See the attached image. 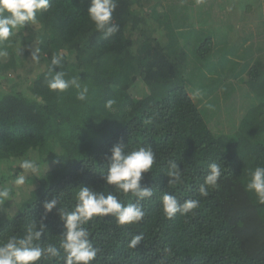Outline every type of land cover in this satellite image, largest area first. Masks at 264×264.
Returning a JSON list of instances; mask_svg holds the SVG:
<instances>
[{
    "label": "trees",
    "instance_id": "16d2710c",
    "mask_svg": "<svg viewBox=\"0 0 264 264\" xmlns=\"http://www.w3.org/2000/svg\"><path fill=\"white\" fill-rule=\"evenodd\" d=\"M88 7L89 0H50L35 23L0 43L8 53L0 56V186L26 178L0 201V242L35 221L46 225L38 243L59 248L65 229L57 209L72 210L80 186L135 203L104 179L112 147L123 143L156 153L141 181L153 195L140 201L138 224L121 226L109 215L84 225L98 249L92 264H264V204L245 190L250 171L264 166V0H118L119 31L107 38ZM202 11L220 18L206 29ZM52 71L79 76L88 101L74 88L50 90ZM24 160L38 172L22 170ZM170 160L182 183L169 185ZM213 162L223 174L204 197L199 185ZM165 192L199 207L168 219ZM54 197L57 207L46 213Z\"/></svg>",
    "mask_w": 264,
    "mask_h": 264
},
{
    "label": "clouds",
    "instance_id": "9594fccd",
    "mask_svg": "<svg viewBox=\"0 0 264 264\" xmlns=\"http://www.w3.org/2000/svg\"><path fill=\"white\" fill-rule=\"evenodd\" d=\"M118 6V0H89L87 15L94 23L95 29L102 32L105 38L119 31V25L112 22L113 13ZM50 0H0V43H11V37L15 36V30L28 23H35L37 13L48 10ZM39 52V49H36ZM6 50H0V56L6 57ZM33 59H38L33 54ZM59 57H53L52 65H58ZM50 90L64 92L70 88L77 90L76 99L87 102L89 89L81 83L79 76L66 78L64 71H52L46 78ZM116 104L115 99L105 102V107L111 109ZM127 145L118 143L111 149V155L107 157L108 168L104 179L108 185H113L116 190L124 194L131 193L136 198L135 203L123 204L118 195L113 191L105 194L104 191H94L90 186L78 187L75 195L76 204L72 210L58 208L60 219L64 223V231L61 234L60 246L54 244L41 245V236L46 231V225L41 222L39 227L33 221L27 226L25 233L20 236L13 234L6 241L0 242V264H38L42 257L48 259L59 258L63 264H92L98 249L90 239V233L84 226L93 217H107L112 215L118 225L138 224L145 211L140 201L153 195V189L142 187L143 173L149 172L156 161V153L152 148L140 146L134 150L126 151ZM169 170L166 175L170 178L169 185L182 183V172L175 160L168 162ZM19 167L24 171L38 172V164L33 160H24ZM220 163H210L203 183L199 185L201 196H208L210 189L219 188V180L222 176ZM250 178L245 185V190L252 192L259 203L264 204V166H257L250 171ZM23 174L15 175L12 185L0 186V201L13 198V186H21L25 183ZM162 210L166 218L172 219L177 213L187 215L199 207V201L187 199L181 203L177 197L169 192L161 197ZM57 198H52L44 204L45 212H51L57 207ZM143 240V234L134 235L129 247L136 246ZM61 251L63 256H61ZM168 254L171 249L164 248ZM163 264V260H162Z\"/></svg>",
    "mask_w": 264,
    "mask_h": 264
},
{
    "label": "rangeland",
    "instance_id": "374dc122",
    "mask_svg": "<svg viewBox=\"0 0 264 264\" xmlns=\"http://www.w3.org/2000/svg\"><path fill=\"white\" fill-rule=\"evenodd\" d=\"M255 2L258 3L257 1H255ZM204 14H205V11H202V13H201V15L203 16L202 24H203V27L206 28V29L209 28V27H211V25H212L211 20L220 18L219 16H210V17H207L206 15L204 16ZM217 20H219V19H217ZM261 21H264V16H262ZM15 188H18V186L15 187ZM31 189H33V188H31Z\"/></svg>",
    "mask_w": 264,
    "mask_h": 264
}]
</instances>
